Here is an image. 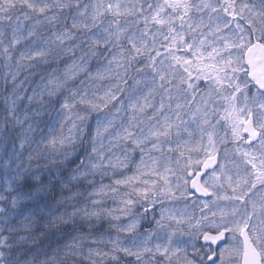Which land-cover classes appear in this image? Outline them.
I'll use <instances>...</instances> for the list:
<instances>
[{"label": "snow or ice", "instance_id": "6c2138e0", "mask_svg": "<svg viewBox=\"0 0 264 264\" xmlns=\"http://www.w3.org/2000/svg\"><path fill=\"white\" fill-rule=\"evenodd\" d=\"M0 68V264H264V0H0Z\"/></svg>", "mask_w": 264, "mask_h": 264}, {"label": "rangeland", "instance_id": "374dc122", "mask_svg": "<svg viewBox=\"0 0 264 264\" xmlns=\"http://www.w3.org/2000/svg\"><path fill=\"white\" fill-rule=\"evenodd\" d=\"M0 91H1V84H0ZM219 131V132H218ZM222 131V132H221ZM220 133H222L223 138L227 141V144H232L231 140L229 139L231 137V129L228 125H226L223 121L219 125L216 126V135L218 136ZM219 149H221V145H218ZM259 147L258 144H255L254 149L256 150ZM224 156L223 155L221 157ZM221 164H224L226 168L231 169L233 173L237 171V165L240 166L241 171L243 170V163L239 156L234 155L231 151H229V154L226 158H221ZM250 168V165L248 166ZM258 186H260L258 184ZM261 188H256L253 190V193H250L249 195H253V198L257 201L260 199L261 196H264V191H260ZM255 194V195H254ZM226 203V202H221ZM173 211H175L177 214L179 213H187L194 218H199L202 214L201 210L203 209V204L199 203L197 204L196 200H190V199H181L179 202L172 204L170 206ZM206 212L207 210L204 209ZM184 227L187 229V225H184ZM185 240H190L191 238L188 236L183 237ZM198 243H201L200 241ZM189 252H191V249L189 248Z\"/></svg>", "mask_w": 264, "mask_h": 264}, {"label": "trees", "instance_id": "16d2710c", "mask_svg": "<svg viewBox=\"0 0 264 264\" xmlns=\"http://www.w3.org/2000/svg\"><path fill=\"white\" fill-rule=\"evenodd\" d=\"M3 68H0V84H1V91H0V95L3 94V89H2V85H3V79H2V75H3ZM253 91H255V89H253ZM47 119V118H46Z\"/></svg>", "mask_w": 264, "mask_h": 264}, {"label": "water", "instance_id": "95a60500", "mask_svg": "<svg viewBox=\"0 0 264 264\" xmlns=\"http://www.w3.org/2000/svg\"><path fill=\"white\" fill-rule=\"evenodd\" d=\"M217 160H218V163H219V155L217 156ZM206 171H211L210 169L209 170H206ZM198 196H201V197H204V198H209V197H205L203 195H201L200 193H196Z\"/></svg>", "mask_w": 264, "mask_h": 264}, {"label": "flooded vegetation", "instance_id": "af4514ba", "mask_svg": "<svg viewBox=\"0 0 264 264\" xmlns=\"http://www.w3.org/2000/svg\"><path fill=\"white\" fill-rule=\"evenodd\" d=\"M197 197L193 196V199H196Z\"/></svg>", "mask_w": 264, "mask_h": 264}]
</instances>
